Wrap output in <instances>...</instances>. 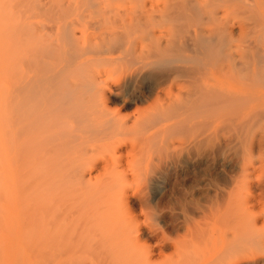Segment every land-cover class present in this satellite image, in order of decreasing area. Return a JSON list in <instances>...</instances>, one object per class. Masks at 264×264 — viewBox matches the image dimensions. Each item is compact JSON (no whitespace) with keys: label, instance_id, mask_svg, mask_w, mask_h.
<instances>
[{"label":"rangeland","instance_id":"1","mask_svg":"<svg viewBox=\"0 0 264 264\" xmlns=\"http://www.w3.org/2000/svg\"><path fill=\"white\" fill-rule=\"evenodd\" d=\"M103 1L0 0V264H94L91 233L78 211L84 200L81 161L97 157L92 185L117 174L121 165L127 169L125 159L121 165L113 159L105 170V136L111 132V140L117 138L112 129L118 124L157 118L155 90L164 76L200 58L183 43H166L162 24L137 17L141 11L157 16L152 11L160 9L161 0ZM242 5L264 12L261 0ZM227 10L224 22L244 31L249 22L243 9ZM240 32L234 43L246 44L254 54L264 51V25L247 39ZM190 172L178 178L193 182ZM153 182L148 191L156 193ZM139 220L154 221L176 238L166 228L168 216L139 215ZM142 238L154 247L151 237ZM165 247L155 248V264L171 255H161Z\"/></svg>","mask_w":264,"mask_h":264},{"label":"bare ground","instance_id":"2","mask_svg":"<svg viewBox=\"0 0 264 264\" xmlns=\"http://www.w3.org/2000/svg\"><path fill=\"white\" fill-rule=\"evenodd\" d=\"M161 1L152 11L157 16L141 11L137 17L162 24L166 43H183L200 58L194 65L186 58L187 67L164 76L155 90L157 118L118 124L112 129L117 138L105 136L103 167L125 159L127 169L121 165L92 185L97 157L81 161L84 200L78 211L91 233L93 263L153 264L155 248L166 246L159 252L171 255L162 264H264V51L254 54L234 43L241 27L222 18L227 9L241 7L249 25L240 33L247 39L264 25V12L241 6L248 0ZM186 170L196 180H180ZM154 180L156 193L148 191ZM139 215L168 216L166 228L176 238L154 221L140 222ZM144 234L154 247L142 244Z\"/></svg>","mask_w":264,"mask_h":264}]
</instances>
